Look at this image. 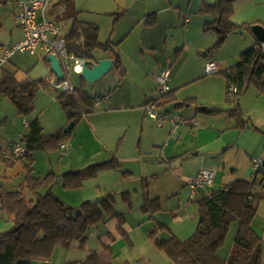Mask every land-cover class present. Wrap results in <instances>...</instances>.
Masks as SVG:
<instances>
[{"label": "rangeland", "instance_id": "rangeland-1", "mask_svg": "<svg viewBox=\"0 0 264 264\" xmlns=\"http://www.w3.org/2000/svg\"><path fill=\"white\" fill-rule=\"evenodd\" d=\"M19 1L22 0H0V45L5 49L12 48L21 36L22 29L16 24L14 16V13L19 12ZM117 1L119 0H74V8L80 10L84 7L86 10L82 15L85 18L99 16L97 18L104 21L105 31H102V38L107 39L115 21L112 13L117 9L115 3ZM120 1L128 5V0ZM183 1L188 3L189 0ZM197 1L194 0L192 9H195ZM185 8L188 9L186 5ZM192 9L189 7V12L185 10L186 17L196 15ZM131 12L127 16H121L114 25L117 28L114 41L116 43L122 41L117 52L122 53L126 75L114 70L99 81L88 82L82 75L72 72L67 74L66 80L62 83H71L72 88L87 91L92 96L98 94L102 98L98 100L91 114L85 115L74 128L71 137L64 143V146L68 147L67 150L35 152L34 175L45 178L49 174H56L58 177L53 184L54 193L67 207H78L86 201L97 202L112 193L116 200V211L126 212V222L132 228L129 238H124L122 234L120 241L117 240V247L120 248L112 264H171L168 255L155 247L149 238V231L159 226V223L165 224V228L159 232V237L168 239L171 237L169 227L178 230L181 220L184 225L194 222L196 227L199 213L198 203L191 198L188 186L193 179L189 181L180 176L182 166L177 156L179 142L192 145L196 140L194 135L197 130L205 127L206 120H211L210 116L200 111L201 109L232 107L227 101L225 79L218 72L238 62L240 53L249 49L255 37L238 29L223 45L214 48L215 33L204 32L199 28L197 32L189 35L192 45L190 43L184 49V44H181L183 50L178 52L179 42L185 37L179 26L168 32L164 30L151 32L144 26L134 28L136 23L134 13L132 10ZM244 12L239 13L238 21L245 19L244 17L249 19L252 15L248 11L245 14ZM89 15L91 16L88 17ZM196 16L201 18L199 15ZM58 22L61 36H65L69 32L71 21L60 16ZM130 32L131 35L123 40ZM197 42L208 44V50L197 49L193 44ZM150 43L157 45L156 50L148 47ZM41 54L39 52L32 56L18 52L3 69L6 67L14 70L13 64H16L26 74L32 67L36 68L35 64L44 61ZM209 63L217 66L216 73H207L206 67ZM163 70L170 71L168 77L170 91L178 90L176 92L178 102L167 106L170 118L181 123L178 128L171 122L161 125L150 118L145 107H141L148 97L146 95L160 97L161 86L156 80ZM201 77L203 79H200ZM49 82L51 86L46 89L40 88L36 92L34 109L23 115L19 114L11 99L0 98V146L6 148L10 143H17L28 131L24 122L32 123L39 119L46 134L67 128L69 123L66 114L57 101L59 83L54 76ZM177 103L179 108L176 106ZM240 108L244 119L250 121V125L264 126V93L255 85H251L240 98ZM193 119L198 121V126L182 124L183 120ZM212 120L216 127L223 128L235 123L234 119L224 117ZM71 148L72 153L68 157L66 151H70ZM2 154L3 150L0 151V179H3L6 167ZM115 156L121 160V168L103 170L97 177L87 179L83 186L76 190H66L63 187L64 173L83 170L91 165L110 161ZM20 165L22 166L21 163ZM190 167L191 170L194 169L192 165H186V169ZM125 170L131 171L133 175L125 178L123 175ZM25 175L26 172L23 170L22 174L15 176L13 183L9 182L6 187L14 189L24 182ZM259 178H262L261 174ZM216 188L219 186L216 185ZM146 189L150 191L149 199L156 200L147 207L148 211L143 208ZM124 192H130V202L124 200ZM255 192L264 197L263 188H257ZM106 226L103 223L93 228L89 233L88 242L91 239V244L95 245L91 234L101 237L106 235L108 233ZM12 227L13 223L8 220L6 213L0 212V234L9 232ZM96 241L99 245L98 236ZM85 248L74 251L73 259L85 257L87 254ZM225 249L221 248L220 253ZM228 256L229 254L227 258Z\"/></svg>", "mask_w": 264, "mask_h": 264}, {"label": "trees", "instance_id": "trees-1", "mask_svg": "<svg viewBox=\"0 0 264 264\" xmlns=\"http://www.w3.org/2000/svg\"><path fill=\"white\" fill-rule=\"evenodd\" d=\"M62 1L67 17H74V0ZM234 1L204 2L200 9L201 14L213 17V21L204 24L203 31L216 34L214 48L223 45L229 35L238 29L255 37L252 31L255 24L238 25L233 21ZM255 39V46L243 52L237 63L218 72L225 79L227 101L232 107L209 109L207 113H226L239 124L247 122L240 108V98L251 85L264 93V46L256 37ZM66 42L70 54L89 62L97 60L99 52L111 50L109 43L101 42L100 28L97 25L77 19L73 21ZM45 59L47 60V56ZM115 68L121 74L125 73L119 56L115 58ZM0 69V98L11 99L21 115L34 109L36 92L40 88L51 86L49 79L18 81L15 72L3 67ZM232 86L237 87L236 93L230 91ZM58 92L57 101L62 106L68 123L74 122L72 131L65 133L64 129H60L46 134L40 120L36 119L21 140L27 147L26 155L18 160H7L9 165L22 161L26 175L24 182L13 190L0 186V209L13 223L9 232L0 234V264H36L39 261H50L59 246L70 248L77 242L79 247H84L89 240L90 231L109 219H118L121 223L125 221V214L118 213L115 209L112 193L97 202L86 201L78 207H67L53 192V184L57 178L55 174H49L45 178L34 175L35 152L60 149L71 137L79 121L85 115L91 114L98 100L102 98L77 88ZM174 92L176 90L150 102L156 101L161 106L175 103L177 98ZM119 167L117 160L111 159L83 170L68 172L63 175V187L66 190L79 189L87 179L97 177L101 171ZM260 174L262 178H259ZM257 188L264 189V163L256 170L252 180L241 179L203 195L197 201V229L188 239L180 240L175 236L160 238L159 232L165 228L161 223L149 231V238L157 249L168 255L171 264H263L264 243L253 228L259 204L264 200V197L255 192ZM124 197L129 202L126 194ZM155 201L146 199L144 210L148 211L147 207ZM234 223H238L239 227L233 248L229 258L223 260L219 251L224 247ZM123 237L128 238L127 233L123 232ZM104 250L108 252L109 248L105 246ZM104 253L92 251L82 264H112Z\"/></svg>", "mask_w": 264, "mask_h": 264}, {"label": "crops", "instance_id": "crops-1", "mask_svg": "<svg viewBox=\"0 0 264 264\" xmlns=\"http://www.w3.org/2000/svg\"><path fill=\"white\" fill-rule=\"evenodd\" d=\"M214 1L215 0H198L195 9H192L194 0H189L188 3H186V1H183V0H179V1L178 0H128L127 2L128 5L124 4L122 1L119 0L115 2L117 9L114 13H112V15L115 16V19H114L115 21H114V24L111 26L110 35L109 37H107V39L106 37L102 38V31L103 30L105 31L104 21L101 20L100 18H97L99 17L97 15H93V18H85L82 15L84 14L86 10L84 9V7H82V9L80 10L75 9L76 13L74 17L66 18L67 14H66V9H65L66 7H65L64 2L62 0H56L49 8L48 13H49V16L53 20H55L58 24H59L58 19L60 18V16L71 21L70 29L72 27L74 19H77L81 22L92 23V24L97 25L100 28L101 42L109 43V45H111V50L107 52L98 53L99 57L97 58V60L98 59L113 60L114 65L112 69L108 72L110 73L111 71H114V70L119 71L115 68V58L116 56H119L123 62V67H124L123 70L125 72L123 75H126L127 70L124 65L122 53L120 54L117 52L119 45L121 44L122 41L119 43H116V41H114V35L117 32V28L116 26L114 27V25L117 24L121 16L129 15L130 13H132L131 12L132 10L134 13V18H135L134 20L136 23L134 25V28L135 27L137 28L139 26H144L146 30H149L151 32L158 31V30H164L168 32L170 30L178 28L179 26V30H181V33L185 36L183 41L179 42L178 52H181L183 50V47H181L182 46L181 44H184V49H185V46L187 47L191 43L189 41L190 33L197 32L199 28L202 30L204 28L205 23L213 21L212 16L201 14L200 9L204 2L213 3ZM185 5L188 7V9L189 7H191L193 12H195L196 15H199L201 18H197L198 16L196 15H193L191 18L186 17L185 10H187L188 12L190 10L186 9ZM234 9H235V12L233 16V21L235 20L236 24L240 25L242 23H252L255 25L260 24L264 26V0H235ZM244 11L245 12L248 11L252 15L249 17V19H247V17H244L245 19H239L238 21L237 16L239 15V13H242ZM15 14L16 13H14V16ZM90 16L91 15H89L88 17ZM241 20L242 21L245 20L247 22H242ZM132 32L126 35V37H124L123 40H125L129 35H131ZM67 34L62 37L66 39ZM214 35L216 39V34ZM23 38H24V32L21 30V36L16 40L15 44L17 42H20ZM212 38H214V36H212ZM253 39L254 40L251 43L252 45H250L249 49L255 46L256 44V39L255 38ZM193 44L200 51L208 50V44L203 45L199 42L193 43ZM148 47L152 48L153 50H156L157 45L150 43L148 44ZM247 50L248 49H246V51ZM39 52L42 53L41 56L44 61L39 62L38 64H35L36 68L33 69L32 67L31 69L27 71L26 74H24L23 70L19 69V67H17L18 65L16 64H13V66L15 67L14 70L11 68L8 69L6 67L5 69L15 72V78L18 81H24V80L37 81L41 79H50L54 76V74L51 71L50 63L45 59L47 55L43 51H39ZM243 52L245 51H242L240 55ZM32 56H35V55H32ZM206 56L207 54L205 53L204 57ZM10 59L6 63L10 62ZM224 63L227 64V62H224ZM4 65L2 67H4ZM229 67H227L226 69H228ZM200 79H203V77H201ZM55 80L57 81L56 78ZM172 91H175V90H172ZM177 91L178 90H176V92ZM176 92H174V95L177 98ZM145 93L147 94V91ZM146 96L148 97H146L147 99L144 101L143 104H141V107H144V105L147 104L148 102L159 98V97H153L152 95L151 96L146 95ZM176 102H178V98H177V101H175V103ZM168 105L172 106L173 103L162 106V108L168 111L167 109ZM176 106L177 108H179L178 104ZM212 109H214V107ZM208 110L209 109L204 108V109H201L200 111L210 116L211 120L209 119L206 120L205 121L206 125H204L205 127L197 130V132L194 135L196 140L193 142L192 145H187V144H184L183 142H179V155H177L179 156V162L181 163L180 166H182V169L180 170L181 171L180 176H182V178H187V180L190 181L191 179H194L201 170H212L216 172L215 184L212 187L208 188L207 190H200L194 195L192 191L190 190L191 198L195 199L196 203L198 200L202 198L203 195L208 194L212 192L213 190L221 189L223 186H226L230 183L238 181L239 179L240 180L241 179L252 180L256 172L253 166V161L258 158L264 160V126H259V125H254V124L250 125L249 123L250 121H247V120H246L247 121L246 123L239 124L234 119L235 123L228 124L226 128L216 127L215 122H213L214 120L212 119H217L218 117H224V118H230V119H233V118L229 117L226 113L222 115H213V114L207 113ZM24 123L29 131L31 123L29 122H24ZM209 123L211 125H207ZM26 133L24 135H26ZM24 135H22L21 137H24ZM15 143L16 142L10 143L9 145H7L6 148L0 146V151L3 150L2 160H4L5 165H6L5 175L2 176L3 179H0V186L6 187V184H8L9 182L13 183L15 176H20L24 170V163L22 161L16 162L13 165L10 163L9 165L7 163L8 159L5 158V152L11 149L15 145ZM60 149L67 150L68 147L67 146H65L64 148L60 147ZM71 153H72V148L70 151H66V155L68 157L71 156ZM112 159L117 160V162L120 164L119 168L122 167V162L117 156L113 157ZM20 163L22 164V166L20 165ZM187 164L192 165L194 169L191 170V167L190 169L189 168L186 169ZM33 167H34V164H33ZM68 172H72V171H68ZM63 175H62V182H63ZM123 175L125 178H127V177H131L133 173L131 171L125 170L123 172ZM216 185H218L219 188L215 189ZM8 190H13V188L8 189ZM53 192H54V189H53ZM125 194L128 197V200L130 202V192H124V196ZM145 196H146L145 201L146 199L151 198L149 189H146ZM124 200H125V197H124ZM115 204H116V200H115ZM143 206H144V203H143ZM0 212H2L1 209H0ZM123 214H125V217H126V212H124ZM198 220H199V213H198ZM198 220H197V225H198ZM126 221H127L126 218L123 223H121L118 219H109L106 223H104L107 225L106 227L108 228L107 229L108 233L106 235H103L101 237L99 235H94V233L93 235L91 234L92 238H94L93 242L95 243V245L91 244V239H90L89 242L87 241L88 244L86 243L87 247L86 245L84 247H79V244L77 242L73 243L70 248L59 246L55 249L50 261H47V262L39 261V262H36V264H65L69 262L72 264H82L92 251H96L99 253L105 252L104 253L105 257L108 256L109 258L107 257V259H109V261L112 263L114 261L115 256H117L116 254L119 252V248H120V247H117V240H119L122 237L123 232L127 233L128 238H129L130 236L129 232L132 231V228L129 227V224ZM186 225H184L183 220H181L179 222L178 230L170 226L169 228L171 231V236H175L181 240L188 239L190 236H192L195 233L197 229V225L195 227L194 222L191 224H188L187 226ZM238 227H239L238 223H234L231 226L226 243L224 245V247H226L227 249L223 247L222 250L225 249L224 252L220 253L221 250L219 251V256L223 260H227L231 254ZM253 228L260 235L264 243V201H262L259 204L257 214L253 220ZM232 234L233 236L231 237ZM96 236H98L99 238V241H100L99 245H98V242L96 241ZM105 246L109 248L108 252L104 250ZM84 248L86 249V252H87L86 256L80 257V258L76 257L75 259H73L72 257L73 252L84 249ZM227 254H229L228 258H227Z\"/></svg>", "mask_w": 264, "mask_h": 264}, {"label": "built area", "instance_id": "built-area-1", "mask_svg": "<svg viewBox=\"0 0 264 264\" xmlns=\"http://www.w3.org/2000/svg\"><path fill=\"white\" fill-rule=\"evenodd\" d=\"M56 0H22L18 2L19 12L15 14L16 24L24 32V38L15 44L10 49H5L0 45V68L16 53H28L36 55L39 51H43L47 56L55 54L61 61L62 70L65 74V79L57 81L58 91H72L71 83H62L66 80L68 73L81 75L87 60L70 54L67 49V42L61 36V28L59 24L49 16V8ZM208 74H214L218 71L214 63H209L206 67ZM169 70H163L158 76L157 81L161 86V96L170 91L168 85ZM54 75V79H55ZM232 93L237 92V87L230 88ZM107 97L104 98L106 100ZM98 103V102H97ZM147 114L154 121L164 125L171 122L175 128H178L181 123L173 120L169 116V112L164 110L158 102H149L144 105ZM183 125L198 126L196 119L183 120ZM21 139L15 145L5 152V158L8 160H18L27 153L26 145ZM65 147L64 145L62 146ZM264 160H254L253 166L257 170ZM216 172L212 170H201L197 176L188 183L193 195L200 190H207L215 184Z\"/></svg>", "mask_w": 264, "mask_h": 264}, {"label": "water", "instance_id": "water-1", "mask_svg": "<svg viewBox=\"0 0 264 264\" xmlns=\"http://www.w3.org/2000/svg\"><path fill=\"white\" fill-rule=\"evenodd\" d=\"M252 31L258 41L264 46V26L260 24L254 25ZM47 61L50 63L51 71L55 75L57 81L64 80L65 74L62 70L60 59L55 54H51L47 56ZM113 65L114 61L111 59L90 61L85 64L81 75L88 82H96L106 75L112 69ZM73 127L74 122H71L64 132L70 133Z\"/></svg>", "mask_w": 264, "mask_h": 264}]
</instances>
